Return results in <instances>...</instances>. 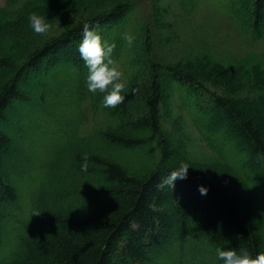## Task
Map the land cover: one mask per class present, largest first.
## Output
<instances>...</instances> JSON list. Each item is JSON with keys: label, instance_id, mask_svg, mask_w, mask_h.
<instances>
[{"label": "trees", "instance_id": "1", "mask_svg": "<svg viewBox=\"0 0 264 264\" xmlns=\"http://www.w3.org/2000/svg\"><path fill=\"white\" fill-rule=\"evenodd\" d=\"M215 1L264 50V0ZM161 2L5 0L0 6V264H219L218 247L264 252V52L226 60L210 45L179 50L177 33L154 37L151 24L163 27ZM139 8L143 14L128 21ZM31 12L67 24L21 46L16 33L33 32ZM85 23L98 24L116 43L113 57L126 88L115 107H103V93L86 87L77 50ZM126 33L135 37L131 47ZM38 82L41 92L40 85L31 92ZM174 91L208 155L187 147L180 115H164ZM28 108L32 135L21 156L24 143L17 148L13 125ZM182 161L191 165L188 178L158 187Z\"/></svg>", "mask_w": 264, "mask_h": 264}, {"label": "rangeland", "instance_id": "2", "mask_svg": "<svg viewBox=\"0 0 264 264\" xmlns=\"http://www.w3.org/2000/svg\"><path fill=\"white\" fill-rule=\"evenodd\" d=\"M162 6L166 7V11L164 13V17L162 19V28L155 27V24H151V28L153 30V34L155 33L154 37H157L158 33L163 34L167 37H174V34L177 33L178 35V42L179 43V50L184 49V47H187V44H190L194 49L200 48L203 49L210 45L216 54L224 58L226 60H231L234 58L241 57L245 55L248 52H261L264 50L261 49L259 45H256L253 42H249L245 37L244 34L241 31H238L233 23L228 19L227 15L224 14L222 11V7L217 4V1L215 0H161ZM5 4V0H0V6H3ZM151 5V2L148 1V3H145V12L148 13L149 10L152 9V7H149ZM143 6V4H142ZM144 7V6H143ZM188 8H191V10H187ZM144 10V8H143ZM154 11V10H153ZM144 11H141V9L134 10L129 13L128 21L135 15L140 16L143 14ZM63 17H55L48 22L50 23L51 27L46 33H34L30 32L29 30L26 31L23 28L19 29V33H16L17 40H19L18 44L21 46H24L25 44L28 45V43H33L36 41H43L46 37H49L51 35H54L58 33L63 27L66 26V18L62 19ZM55 19V20H54ZM133 25V23H132ZM30 27V26H28ZM157 34V35H156ZM16 40V41H17ZM173 40V39H172ZM175 42V39H174ZM34 43V44H35ZM140 44H137L136 52L141 53L142 48ZM185 45V46H184ZM166 46L165 51L171 52L176 51L173 47ZM216 49V50H215ZM144 54L142 53V56ZM261 57V56H260ZM80 58V57H79ZM259 59V58H257ZM82 59H78V63H81ZM44 82V80H43ZM35 85V87H30L31 92H36V89L38 85L41 84V82L38 83H32ZM212 88V87H211ZM39 91L41 92V85L39 88ZM172 95L171 99H174V102L171 100V105L169 108H163L164 115L165 116H171L174 119L176 117H180L181 127L185 131V135L188 137L187 139V147L189 149L193 150V153L196 155H208L211 153L204 142H202V139L199 137L197 131L194 129L193 125L191 124L190 120V113L187 111V107L185 106L184 102L185 100L181 99L175 91L172 94H169L168 97ZM173 95L174 98H173ZM34 95H31V98H33ZM35 101V98H33ZM169 101V100H168ZM47 101H45L46 103ZM44 103V104H45ZM167 104V103H166ZM29 111H24L20 113L21 120L19 119L14 125L13 130L18 132V135H15V142L17 143L16 146L18 148V145H21L24 143V138L28 135L29 131L27 125L29 123V118L31 115H33L32 108H28ZM19 110V109H18ZM32 110V111H31ZM19 112V111H18ZM26 119L25 122H23ZM32 120V119H31ZM47 123L45 120L43 122H39V124ZM63 123L65 121L63 120ZM68 125V124H65ZM165 125L167 127L170 126V123H168L167 120H165ZM37 126V124L35 125ZM12 128V126H11ZM81 132V128H80ZM21 135V139L20 138ZM32 135V132H31ZM31 135H28L31 137ZM18 136V138H17ZM23 138V139H22ZM19 140V141H18ZM55 138H52L49 140V138H46V141H50L51 144H53ZM26 145V142L21 146L20 148V155L24 156V148ZM17 176L18 173L20 176H23V173L21 171L25 170V166L23 165V162H17ZM27 179V178H25ZM27 189L31 188V183H25ZM22 189H25L22 187Z\"/></svg>", "mask_w": 264, "mask_h": 264}, {"label": "clouds", "instance_id": "3", "mask_svg": "<svg viewBox=\"0 0 264 264\" xmlns=\"http://www.w3.org/2000/svg\"><path fill=\"white\" fill-rule=\"evenodd\" d=\"M28 23L34 33H46L51 27L46 17L36 12L29 13ZM98 28V24L85 23L83 25L77 50L87 69L85 77L87 89L93 93L97 91L103 93L101 98L103 107H115L125 99L123 90L126 88V82L121 79L122 71L113 57V51L116 47L115 41L109 42L105 39ZM124 39L131 47L135 37L126 33ZM88 163V156L85 154L81 162V169L87 171ZM190 166L189 163L182 161L178 167L172 169L161 179L158 187L174 188L178 178H188ZM208 190L207 186L199 185L201 194H206ZM216 254L219 264H264V252H258L253 256L247 249L237 251L235 248L218 247Z\"/></svg>", "mask_w": 264, "mask_h": 264}]
</instances>
